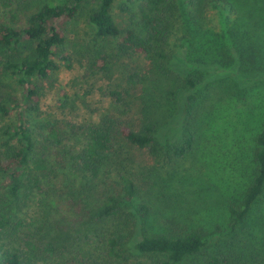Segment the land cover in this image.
I'll list each match as a JSON object with an SVG mask.
<instances>
[{
    "label": "trees",
    "instance_id": "16d2710c",
    "mask_svg": "<svg viewBox=\"0 0 264 264\" xmlns=\"http://www.w3.org/2000/svg\"><path fill=\"white\" fill-rule=\"evenodd\" d=\"M13 1L0 2V264H264V99L248 107L259 112L255 130L249 116L235 124L241 181L209 187L205 224L187 223L181 205L161 218L174 207L160 194L172 179L156 184L165 158L200 149L202 123L225 114L222 83L237 82L244 101L248 80L264 79V0H139L135 11L122 6L123 27L117 0H42L27 11L8 9ZM209 4L217 24L206 21ZM81 14L89 74L109 73L121 56L148 61L104 92L109 108L95 121L66 119L77 110L68 95L61 118L40 103L59 60L69 65L67 27ZM224 215L225 227L210 224Z\"/></svg>",
    "mask_w": 264,
    "mask_h": 264
},
{
    "label": "rangeland",
    "instance_id": "374dc122",
    "mask_svg": "<svg viewBox=\"0 0 264 264\" xmlns=\"http://www.w3.org/2000/svg\"><path fill=\"white\" fill-rule=\"evenodd\" d=\"M40 1L42 0L13 1L8 9L12 7L14 9L20 8L19 11H27ZM44 1L58 3L63 0ZM138 2L139 0H117L115 2L112 7V13L120 27L125 25L127 17L126 12L121 9L122 6L130 8L131 11H135ZM0 8L4 12L5 9L2 5ZM204 8V15L206 21H208L207 23L217 24V22H219V9L217 8V5L213 6L212 4H209ZM223 13L226 15L225 10ZM234 15L236 14L232 12L229 13L230 17L236 18ZM240 18L239 22L241 21ZM87 32H90V28L87 25V19L83 14L79 15L76 20L71 22L67 27V34L70 39L69 44H67V50L71 59L69 60V65L64 64L62 60H59L60 69L55 72L49 83L50 85L46 86L44 94L41 96V109L45 113L60 118L64 116L57 110L56 105L66 100L65 95H68V98L71 103L77 107V110H74V112L73 110L71 111L67 109L65 111L67 115L64 116L66 119L95 121L99 118L101 113L109 108L110 99L104 95V92H107V89H113L116 87V83L121 80L123 72L129 67L135 65L142 67L147 66L148 61L141 56L132 55L130 58L128 56H121L115 61V64L112 66L109 73L107 72L105 75L103 73L96 75L89 74V71L85 70L88 64L83 58V50H81L83 49L82 46H85L86 44L83 39L88 37ZM247 83L245 89H248L249 93L252 94L249 99H245L244 101L241 100L244 88L237 84V82L231 83L229 86L223 83L220 85L218 91L222 94L223 100H225L223 104L227 107L226 112L224 115L221 114L219 119L216 118L214 122L202 123V128L205 134L198 144V146H202L200 149L196 148V150L188 153L184 158L182 157L177 160L165 158L162 165L163 168L159 173L160 179H156V184H162L161 178L170 177L172 179L168 188L162 187L160 189V192L162 191L160 194H164L162 200L166 201L168 198L170 202L173 203L174 207L171 209L163 207L162 214L160 215L161 218L173 215L176 213L174 210L179 208L177 205H181L180 207L182 208H185L186 206L189 207L190 212L187 209H184L185 214H183L185 217L188 216L187 223L195 221L196 223H199V225L205 224V220L199 218H204L205 216L209 217L210 214H208V211L215 201L213 200L214 198L205 194L208 192L209 187H215V185L220 183V179L222 178L223 180L225 177L230 180L235 179L239 182L241 181L240 176H235V173H237V170H235L236 164L241 160V158H238L241 153L239 148L240 140L238 141L236 134L234 136L233 129L237 122L241 119L244 120V118L249 116L251 119L248 123L253 121L255 130L259 118V112L258 114L256 113L258 118L255 120L256 114L249 113L248 107H251L252 104H257V100L264 99V79H249ZM134 97L136 96L134 95ZM247 102H249V104ZM134 103L135 106L133 110H136L138 107L136 98ZM262 103L264 106L263 101H261L260 104ZM260 109L258 108L256 110ZM240 125H242V122ZM175 133L171 138H175ZM250 133V131L245 133L246 141H244V144L246 149L245 155H243L245 161H250L251 159V146L248 143ZM227 134L229 135L227 136ZM238 137H240V134H238ZM214 138H218L217 142H215ZM210 151L212 152L211 154H213V157H209L208 154ZM136 156L141 164L148 161L146 160V155L141 150H136ZM172 173L174 174L173 177H171ZM232 183H234V180ZM200 190H202V193L197 196L195 192H199ZM213 190L214 189L212 188V191ZM178 192L180 194L179 196H176V193ZM176 197H182L187 203L175 201ZM170 202L168 203L171 204ZM261 207L264 208V205ZM169 210H172L173 213L171 214ZM255 210L258 211L259 209ZM190 216L193 220H190ZM182 218L183 217H180L179 221L185 223ZM211 220H214L215 224H220L221 228L227 225V221L229 222V218L226 215H224L219 222L215 218H209L210 224H212ZM211 227L213 229L215 226ZM261 235L262 234L260 233L258 237ZM122 263L123 262L119 263L118 261L115 264Z\"/></svg>",
    "mask_w": 264,
    "mask_h": 264
}]
</instances>
